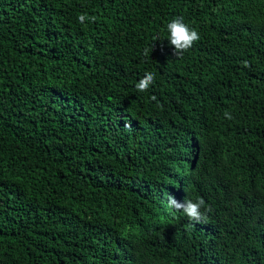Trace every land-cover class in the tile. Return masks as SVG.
<instances>
[{"label":"trees","instance_id":"1","mask_svg":"<svg viewBox=\"0 0 264 264\" xmlns=\"http://www.w3.org/2000/svg\"><path fill=\"white\" fill-rule=\"evenodd\" d=\"M0 264H264V0H0Z\"/></svg>","mask_w":264,"mask_h":264},{"label":"clouds","instance_id":"2","mask_svg":"<svg viewBox=\"0 0 264 264\" xmlns=\"http://www.w3.org/2000/svg\"><path fill=\"white\" fill-rule=\"evenodd\" d=\"M78 21L83 24L86 19L95 20V17H88L86 14L81 13L77 17ZM168 31V41L174 49V55L180 56L183 52L190 49L194 42L200 39L199 33L184 23L183 17H176L171 22L167 24ZM144 55H149V50H144ZM245 66H247L245 64ZM154 75L151 72H145L143 77L136 83L135 87L138 91L144 92L149 89V87L154 82ZM155 100V97H152ZM226 119H232L229 112H225ZM168 206L177 211H182L191 221L196 223L207 219V217L201 212L202 207L205 206V201L203 198H199L196 202L192 200H184L183 202L177 201L174 196H168ZM206 211H211L210 208L206 207Z\"/></svg>","mask_w":264,"mask_h":264}]
</instances>
